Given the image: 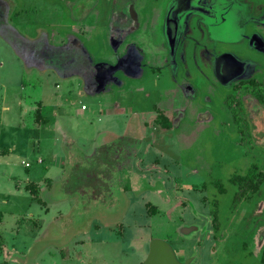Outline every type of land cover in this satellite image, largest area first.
<instances>
[{"label": "rangeland", "instance_id": "obj_1", "mask_svg": "<svg viewBox=\"0 0 264 264\" xmlns=\"http://www.w3.org/2000/svg\"><path fill=\"white\" fill-rule=\"evenodd\" d=\"M91 1L0 0V264H142L152 239L168 242L180 260L190 256V264H264V181L258 193L246 195L245 204H233L238 188L233 178L251 169L264 174V105L232 92L233 81L227 86L219 77L216 86L201 76L206 82L199 78L193 85L202 98L206 85L215 92L199 100L200 108L189 105L159 152L144 158L149 167L143 175L156 178L157 185L144 179L140 192L128 197L130 205L124 196L119 202L116 191L104 190V174L88 170L103 164L119 144L132 145L152 130L141 131L139 120L128 116H102L95 105L102 96H81L76 77L58 78L52 61L46 69L31 68L24 55L26 49L40 50L43 42L55 45L70 31L82 30L75 33L81 40L99 34L102 26L91 30L96 12L109 5ZM257 4L219 0L221 24H229L214 32L201 25L202 47L193 46L192 37L183 41L186 69L196 66L199 55L201 62L205 49L219 53L226 47L236 73L257 65L263 70L264 53L249 46L258 25L252 19L261 15ZM81 6L87 7L84 14ZM85 26L90 29L83 31ZM49 50L46 46L42 57L50 56ZM171 100L180 103L179 97ZM155 160L156 172L147 171ZM30 184L37 186L40 201L26 188ZM201 206L207 216H195ZM212 206L216 216L209 213ZM205 221L208 236L181 233L183 227L204 229Z\"/></svg>", "mask_w": 264, "mask_h": 264}, {"label": "flooded vegetation", "instance_id": "obj_2", "mask_svg": "<svg viewBox=\"0 0 264 264\" xmlns=\"http://www.w3.org/2000/svg\"><path fill=\"white\" fill-rule=\"evenodd\" d=\"M218 2L219 0H105L109 6H106L107 8L104 10L102 6V10L99 13L96 12L97 20L91 30L93 33L99 29V26H102L103 29L95 37L91 35L87 38L89 42H86L87 39L77 38L75 33L82 30L76 31V28H73V31L76 32L70 31L64 37L55 40V45L47 43L40 50L35 49L36 51H32L31 48L26 49L27 52L25 51L24 56L27 55V60L31 61L28 62V65L32 66L31 68L38 65L41 69L42 67L46 69L45 63L52 61L51 70L55 76L62 79L76 77L79 87L78 94L88 95L92 98H98L97 95L102 96L95 102V105L98 106L97 110L100 109L99 112L102 113V116L117 115L118 119L128 116L129 119L139 120L138 125H140L141 131L152 130L149 135H143L137 140L130 141L132 145L119 144L116 150L110 151L103 164L99 163L94 166L95 168L88 165V170L96 169L95 172L98 171V176L104 174V176L101 175L105 181L107 180L104 190L107 192L116 191L118 201L124 196L128 202L129 196L134 197L139 193L138 189L143 185L144 179L153 188L157 185L156 178L152 176L148 178L147 175H143L144 167L149 166L142 162L148 154L159 152V143H163L162 141H165L169 131L176 130L179 123L186 118L189 105L195 104L198 109L201 104L199 100L205 98L208 93L215 92L211 86L206 85L208 91L202 98L200 91L193 88L201 76L216 86H221L220 78L223 82H228L227 86L229 82L233 81L232 84L230 83L232 92L240 94L245 92L253 97L257 104L264 105L258 101L259 98L264 97V69L262 70V67L257 65L260 68L254 71L251 69L241 75L236 73L238 67L232 64L231 60L228 61L227 53L224 54L227 52L225 51L226 47L219 53H216L215 49H205L201 62L199 55L194 60L195 67L190 70L185 67L183 41H186L187 37H192L190 42L193 46L202 47L204 45L205 41L202 40L203 34H201L204 30L201 32L200 26L203 25L214 32V29L223 22L217 13L216 3ZM255 2L258 4L254 7L261 10V15L252 19L258 21V25L252 30L254 33L249 39V46L264 53V0H255ZM229 6L225 7L226 12ZM86 8L85 6L80 7L83 14ZM149 11L151 17H145L146 12ZM222 19L225 21L223 17ZM227 21L224 22L225 26L229 24ZM86 27L88 26L83 27V31L87 30ZM88 29L90 28L88 27ZM224 39L231 40L227 37ZM46 46H50V52H47L50 53V56L42 57ZM91 49L92 55L89 53ZM205 63L208 64L205 65ZM243 66L245 67V63ZM206 69H209V72ZM248 74L250 76L247 79L246 75ZM240 76L241 78H239ZM244 77L245 80H243ZM99 80H101L100 84ZM202 80L204 83L206 82L205 79L201 78V82ZM176 97L180 98V103L171 100ZM149 100H153L154 103L151 104ZM81 110H87V107L82 104ZM162 133L164 136L160 137ZM121 137L118 136L119 139ZM155 161L149 164L151 168L147 171L156 172L158 164ZM134 167L139 168L134 170ZM99 171L101 172L99 173ZM164 185L166 186L165 182ZM202 189L204 188L202 187ZM202 189L200 188L201 192ZM248 194L250 193L237 194L236 192L233 204L239 206L241 203L245 204ZM101 196L97 195L96 197L101 199ZM201 198L200 205L203 204L204 196ZM161 201L164 204L168 203L167 199ZM236 205H234V211H236ZM203 208L201 206V212L194 213L195 216H207L204 214ZM209 213L211 216H216V207L211 208ZM87 217L91 219V216ZM90 222L87 225H90ZM205 224L204 229L195 227V232H205L208 236L210 230L206 221ZM63 225L64 223H61L62 227ZM190 234L192 233H189L188 236ZM263 243L260 247L264 246ZM188 258L190 256L182 260L177 259L184 262Z\"/></svg>", "mask_w": 264, "mask_h": 264}, {"label": "water", "instance_id": "obj_3", "mask_svg": "<svg viewBox=\"0 0 264 264\" xmlns=\"http://www.w3.org/2000/svg\"><path fill=\"white\" fill-rule=\"evenodd\" d=\"M47 42H43L41 47ZM195 227H183L181 233L188 235L195 232ZM193 258H188L184 262L178 261L172 246L161 239H152L148 245V252L142 264H190Z\"/></svg>", "mask_w": 264, "mask_h": 264}, {"label": "trees", "instance_id": "obj_4", "mask_svg": "<svg viewBox=\"0 0 264 264\" xmlns=\"http://www.w3.org/2000/svg\"><path fill=\"white\" fill-rule=\"evenodd\" d=\"M258 101L260 103H264V97L259 98ZM237 182L238 188H237V194L239 193H258L260 190V187L264 181V174L257 173L253 174L252 169L250 170L249 174L243 175V176H236L233 178V181ZM26 188L30 190V193L33 197L37 199V201H40L38 196V188L34 184L27 185Z\"/></svg>", "mask_w": 264, "mask_h": 264}, {"label": "crops", "instance_id": "obj_5", "mask_svg": "<svg viewBox=\"0 0 264 264\" xmlns=\"http://www.w3.org/2000/svg\"><path fill=\"white\" fill-rule=\"evenodd\" d=\"M26 165V164H25ZM4 263H5V261H4Z\"/></svg>", "mask_w": 264, "mask_h": 264}, {"label": "built area", "instance_id": "obj_6", "mask_svg": "<svg viewBox=\"0 0 264 264\" xmlns=\"http://www.w3.org/2000/svg\"><path fill=\"white\" fill-rule=\"evenodd\" d=\"M26 166H27V164H26Z\"/></svg>", "mask_w": 264, "mask_h": 264}]
</instances>
